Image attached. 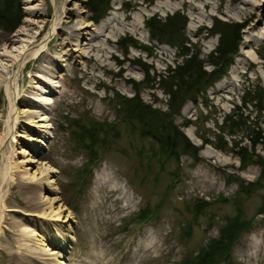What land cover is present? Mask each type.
<instances>
[{
  "label": "rangeland",
  "instance_id": "rangeland-1",
  "mask_svg": "<svg viewBox=\"0 0 264 264\" xmlns=\"http://www.w3.org/2000/svg\"><path fill=\"white\" fill-rule=\"evenodd\" d=\"M86 2L15 0L14 28L0 26V264H18L24 248L43 253L38 264H192L237 215L248 227L219 264H264V150L250 140L264 136V97L249 99L264 91V0H110L96 21ZM175 12L206 71L214 19L242 27L225 75L175 116L191 145L177 162L117 111V96L168 109L157 75L183 57L144 21ZM96 123L93 155L76 127ZM27 222L38 236L21 235Z\"/></svg>",
  "mask_w": 264,
  "mask_h": 264
},
{
  "label": "trees",
  "instance_id": "trees-1",
  "mask_svg": "<svg viewBox=\"0 0 264 264\" xmlns=\"http://www.w3.org/2000/svg\"><path fill=\"white\" fill-rule=\"evenodd\" d=\"M110 0H87V8L92 13V19L98 20L104 14ZM151 1V0H150ZM17 6L15 0H0V26L3 28H14L7 26L16 16ZM144 25L149 32V38L160 43L169 44L177 49V55L182 56L183 60L173 68L168 67L166 76L157 75L158 83L161 84L162 91L168 96L167 110L161 111L151 105L143 103L138 96L124 97L117 96L118 112L122 120L136 123L140 136L150 138L157 146V153L166 159L178 160L182 154H189L191 145L179 128L174 123L175 116L178 114L181 106L186 100L193 103L196 97L204 91L207 86L223 77L226 73L232 55L237 50L239 43V31L242 28L240 24H228L214 19L213 30L219 32L218 43L209 55L211 70L203 69L202 62L197 58L196 53H190L189 47L185 45L186 38L184 36V27L186 18L175 12L166 15L163 18L149 17L144 21ZM132 41L130 46H134ZM149 50L148 47H143ZM166 79V80H165ZM165 83H162V82ZM250 92L247 93L249 95ZM254 95H250L249 99L261 101L264 97V91L258 88L254 91ZM234 114V112L232 113ZM228 115L223 124L227 123ZM183 125H188L183 123ZM97 127L90 125H79L76 127L77 142L80 147L87 150L90 154L95 155L101 148V128L102 124L96 123ZM230 129L236 128L237 123L232 122ZM252 145L256 142L262 145L264 150V136L254 132L250 138ZM205 143H208L204 139ZM240 158L242 160L249 159L245 150L241 151ZM262 166V176L264 175V156L258 159ZM252 185V184H251ZM241 187V186H240ZM244 188V187H242ZM245 192V191H244ZM264 202V201H263ZM260 213H264V208L260 209ZM241 215L235 216L228 220L227 225L223 227L221 237L213 240L212 243L204 249L197 258H194L192 264H219L226 257L227 244H229L240 232L248 227L249 222H245Z\"/></svg>",
  "mask_w": 264,
  "mask_h": 264
},
{
  "label": "bare ground",
  "instance_id": "bare-ground-1",
  "mask_svg": "<svg viewBox=\"0 0 264 264\" xmlns=\"http://www.w3.org/2000/svg\"><path fill=\"white\" fill-rule=\"evenodd\" d=\"M64 23H67V21H64ZM62 34H64L63 30L61 31ZM73 37L69 36V40H71ZM8 43H12L14 40L12 37H8L7 40H6ZM246 41H249L246 39ZM66 43H70V41H65ZM65 44V43H64ZM40 49L41 48H38V49H34L32 52H31V55L33 57H35L39 52H40ZM3 56V55H2ZM21 58L17 59L15 62H13V64H10V66H12V68H14L15 65L19 64L20 66L18 67H22L23 66V61L21 63ZM2 70L0 69V72ZM12 78V80H15V83H17V79L16 78V71H13L12 72V75L10 76ZM38 77V76H37ZM4 81V80H1V82ZM10 86H11V81H7L5 83V87H6V91H8V95L11 94V91H10ZM11 100H13V96L11 98ZM13 103V102H12ZM34 111H28L29 114H33ZM10 129V128H9ZM2 138H0L1 140ZM33 208H39L40 207V203L35 201L34 204H32ZM20 233L22 236H28V237H35V236H38L39 233L36 231V229L33 228V226L31 225L30 222H27L25 224L22 225V227L20 228ZM42 245H46L44 242L42 243ZM26 250L25 248L24 249H21V252L17 254V261H18V264H38L40 263L39 260H38V257H37V254L39 255H42L43 253L42 252H38V253H34V252H30L28 250ZM50 255H54L56 257H63V255L60 253V251L58 250H51L50 249V252L48 253ZM58 263H63V262H58Z\"/></svg>",
  "mask_w": 264,
  "mask_h": 264
}]
</instances>
